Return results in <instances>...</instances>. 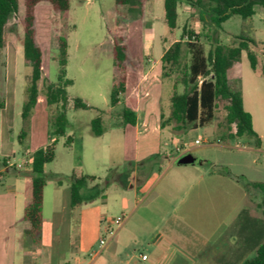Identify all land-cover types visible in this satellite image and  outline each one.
<instances>
[{"label": "crops", "instance_id": "crops-1", "mask_svg": "<svg viewBox=\"0 0 264 264\" xmlns=\"http://www.w3.org/2000/svg\"><path fill=\"white\" fill-rule=\"evenodd\" d=\"M155 4L156 0L145 2L143 14L147 20L156 18L152 15ZM181 6L190 8L183 3L177 4V19ZM172 42L156 59L145 47L135 65L126 62L122 103L135 112V123L121 125L115 131L106 129L97 136L109 140L112 145L114 141L117 152L122 154L127 150V143H133V170L122 193L116 195V204L125 218L114 228L112 236L107 232L114 226V217L107 215L108 187L105 197L90 204L71 206L70 182L63 186L58 181L52 192L55 199L52 198L48 217L43 215L46 183L43 188V221L38 241L33 242L25 234L29 222L23 220L22 215L30 197L29 162L32 153L48 142L28 145L24 152L19 150L22 160L12 161L15 158L12 143L3 136L10 121L4 124L3 111L0 112V168L2 161L22 163L20 168L4 167L0 178V264H14L15 260L18 264H47L43 255L47 242L61 243L56 231L65 228L69 231V220L76 212L79 224L75 264H98L102 257L105 258L103 264H241L254 255L250 244L257 228L264 226V208L259 204L262 192L247 184L264 183L262 74L261 81L257 77L244 85L239 70L242 106L251 116V126L259 137V144L252 138L248 141L240 138L221 140L217 135L218 126L214 125L209 134L194 139L195 144L201 145L187 147L179 138L184 130L174 128L173 123L162 124L164 113L157 106L161 90L158 85L165 76L162 75L161 56ZM172 89L174 92V82ZM196 139L199 141L195 142ZM83 141L78 136L79 150L83 149ZM192 150L201 155L198 162L177 163L179 157L191 154ZM204 153L211 155L207 158ZM153 163L159 169L157 176L150 174ZM79 165L76 162L72 168L76 175L84 173ZM243 209L248 212L240 221L238 217ZM102 223L105 244L100 245L99 237V249L90 250L86 241L88 231H99ZM36 243L45 248L36 249L33 247ZM141 255L146 258L142 259ZM60 258L63 264H69L64 261V255Z\"/></svg>", "mask_w": 264, "mask_h": 264}, {"label": "rangeland", "instance_id": "rangeland-1", "mask_svg": "<svg viewBox=\"0 0 264 264\" xmlns=\"http://www.w3.org/2000/svg\"><path fill=\"white\" fill-rule=\"evenodd\" d=\"M155 6L156 10L153 8L152 15H156L154 16L156 18L151 21L147 20L144 14L139 19L128 15L126 6L116 9L114 0H68L67 10L61 12L53 10L47 1H41L35 6V41L41 50L42 75L37 82L36 104L29 117L27 146L44 140L49 143L54 138L56 139L54 159L45 165L44 176L47 184L43 213L45 217L50 216L52 200L55 199L52 192L56 189L57 181L61 182L63 186H68L73 174L72 168L76 162L81 164L78 167L84 171L83 174L87 173L95 177V180L88 181L89 185L109 180L106 191L108 194L107 205H109L107 215L111 217L121 215L120 207L116 204V195L122 193V189L129 181L127 177L133 170V162H131L133 143H127V150L124 154L117 152L114 141L112 145L109 140L104 141L101 137L95 136L90 125V120L97 116H100L102 126L106 129L115 131L123 125L120 117L123 103L111 107L109 102L114 79L112 38L109 31L125 36L129 55L128 64L134 65L138 62L137 57L142 54L145 47L152 51L151 56L156 59L162 49L173 40L182 38L185 41L187 34L182 32L183 29L193 31L194 35L191 36V40L202 45L205 54L213 49L217 41L224 45H237V36H246L255 42L251 49L256 55L257 66L253 70L249 65L246 52H241L242 82L247 85L250 80L254 81L257 77L258 81H261L259 77L264 65V8L256 6L253 16L247 19L232 15L222 23L221 28H216L207 18L201 20L196 9L189 8L188 10L181 6L177 26L170 29L163 20L162 0H156ZM23 10V0H18L17 13L9 18L5 27L4 47L0 57V101L5 107L4 110L0 108V112L3 111L1 114L4 124L10 121L3 136L5 140L8 139L12 143L15 152V158L12 161L22 160L19 156L16 137L22 127L21 106L26 98L25 88L30 74V67L24 61L20 41ZM59 36H63L67 42L64 78L71 80V84L65 88L67 94L65 134L54 137L52 119L60 107L59 104L47 105L45 86L47 83L58 82L61 68L57 46ZM189 60L190 54L183 47L179 65L172 68L171 74L163 76L162 83L158 85L161 90L157 106L164 113V125L168 124L166 119L170 109L169 95L173 92V82L177 85L178 93L185 89L182 79L184 72L187 71ZM262 92L264 95L263 90ZM152 95H154V91H152ZM76 97L89 107L75 108L73 99ZM226 105L227 100L219 98L216 104L215 118L211 122L204 126L189 128L181 133L179 138L185 143V146L201 145L202 143H194V139L198 135L204 137L210 133L214 125L224 123ZM261 106L263 107V103ZM68 135H71L70 147L65 145ZM78 136L84 140L82 150L78 149ZM240 139L248 141L251 138L245 136ZM190 153L194 154L196 162L202 158L195 150ZM204 155L208 158L211 154L204 153ZM152 166L154 167L150 174L157 176L158 166L154 163ZM206 166H208V162ZM140 167L142 168L139 166V169ZM55 203L58 204V201L56 200ZM78 224V212H76L69 220V231L67 228L56 231L58 237L61 238V243L48 241L46 248L40 243L33 245L36 249H41V247L46 249L43 255L48 261L47 264H63L61 255H64L65 262L69 261V264H75L74 257L78 248L76 237ZM103 227L104 223L101 224L99 231L96 232L92 229L88 231L86 241H88L90 250L99 249V237L106 238V234L102 230ZM103 260H105L103 257L99 259L98 264H103ZM18 263V260L14 261V264Z\"/></svg>", "mask_w": 264, "mask_h": 264}, {"label": "trees", "instance_id": "trees-1", "mask_svg": "<svg viewBox=\"0 0 264 264\" xmlns=\"http://www.w3.org/2000/svg\"><path fill=\"white\" fill-rule=\"evenodd\" d=\"M47 1L53 10L65 11L68 8V0H23L22 37L21 46L25 63L30 67L29 81L25 88L26 98L21 106L22 127L17 135V144L20 152L27 149V134L29 129V117L36 104L38 95L37 82L42 75L41 50L35 41L34 8L41 2ZM116 9L126 6V13L140 18L143 15L144 4L147 0H114ZM183 3L198 11L201 20L210 21L216 28H221L222 23L232 15H238L243 19L253 16L254 7H264V0H163L164 22L170 29H174L177 23V4ZM18 0H0V57L4 47V32L10 17L17 13ZM187 34L185 41L181 39L173 41L161 56L162 75H169L172 68L179 65L182 48L185 47L190 54V60L184 72L182 82L185 89L178 93L174 82V92L170 97V113L166 119L173 123L178 130H187L192 127L204 126L215 118L216 104L219 98L226 99V115L224 123L217 126V135L221 140L237 139L244 136L252 138L255 144H259V137L251 126V116L243 109L241 91L239 88L240 55L246 52V57L252 69L256 68L257 58L251 46L254 40L246 36H237V45H224L216 42L213 49L205 54L202 45L191 40L193 31L182 30ZM112 38V55L114 67V79L110 91V105L116 107L122 102V94L125 90L126 62L129 60L125 36L109 31ZM59 65L57 83H47L45 86V98L48 106L59 104V110L53 117V135L64 136L66 128L65 107L67 104L66 86L71 80L64 78V66L66 64L67 42L63 36L57 39ZM1 65V59H0ZM262 78L264 84V65L262 66ZM75 108L85 109L89 106L80 98L73 99ZM0 101V108H3ZM122 124H134L135 112L122 105L120 111ZM161 118L163 116L161 115ZM164 124V120L161 122ZM91 131L95 136L101 135L106 128L102 126L100 116L90 120ZM71 135L66 136L65 145L70 146ZM56 139L45 147L36 149L30 158L29 201L23 209L22 219L29 222V228L25 234L33 242H37L42 226V198L43 188L46 183L44 165L54 159ZM150 157L149 159H152ZM3 166L5 161H2ZM14 169V167H12ZM227 173V172H226ZM89 180L95 177L86 174H72L70 177V205L90 204L97 199L105 197V190L109 180L89 185ZM262 192L260 206L264 208V183H249ZM248 209H243L239 214V220L246 217ZM264 216V211H263ZM250 246L255 253L251 258L241 264H264V226L257 228L253 234Z\"/></svg>", "mask_w": 264, "mask_h": 264}, {"label": "built area", "instance_id": "built-area-1", "mask_svg": "<svg viewBox=\"0 0 264 264\" xmlns=\"http://www.w3.org/2000/svg\"><path fill=\"white\" fill-rule=\"evenodd\" d=\"M198 141H199V139H196L195 140V142H198ZM10 166H15L17 168H20L22 166V163L15 164L13 162L7 161L5 163V165L0 168V178L2 177V172L4 170V167H10ZM124 218H125V214H121L120 216L114 217L112 219L113 225L115 227L119 226L121 224V222L123 221ZM107 232H108V235L109 236H112L114 234V228H110ZM99 243H100V245H104L105 244V237L104 238H100L99 239ZM141 258L142 259H145L146 258V255H141Z\"/></svg>", "mask_w": 264, "mask_h": 264}, {"label": "water", "instance_id": "water-1", "mask_svg": "<svg viewBox=\"0 0 264 264\" xmlns=\"http://www.w3.org/2000/svg\"><path fill=\"white\" fill-rule=\"evenodd\" d=\"M194 161H195V158L189 153L184 154L177 159V163L179 164L193 163Z\"/></svg>", "mask_w": 264, "mask_h": 264}]
</instances>
